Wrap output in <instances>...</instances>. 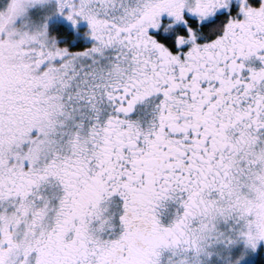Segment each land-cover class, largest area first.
Segmentation results:
<instances>
[{
	"label": "snow or ice",
	"instance_id": "6c2138e0",
	"mask_svg": "<svg viewBox=\"0 0 264 264\" xmlns=\"http://www.w3.org/2000/svg\"><path fill=\"white\" fill-rule=\"evenodd\" d=\"M0 264H264V0H0Z\"/></svg>",
	"mask_w": 264,
	"mask_h": 264
}]
</instances>
